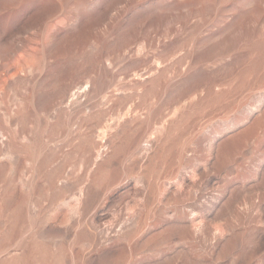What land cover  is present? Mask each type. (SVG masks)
Instances as JSON below:
<instances>
[{"label": "rangeland", "instance_id": "obj_1", "mask_svg": "<svg viewBox=\"0 0 264 264\" xmlns=\"http://www.w3.org/2000/svg\"><path fill=\"white\" fill-rule=\"evenodd\" d=\"M0 264H264V0H0Z\"/></svg>", "mask_w": 264, "mask_h": 264}]
</instances>
